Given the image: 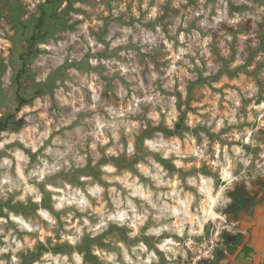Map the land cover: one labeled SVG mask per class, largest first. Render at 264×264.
Instances as JSON below:
<instances>
[{
  "label": "rangeland",
  "instance_id": "rangeland-1",
  "mask_svg": "<svg viewBox=\"0 0 264 264\" xmlns=\"http://www.w3.org/2000/svg\"><path fill=\"white\" fill-rule=\"evenodd\" d=\"M256 179L264 0H0V264H213Z\"/></svg>",
  "mask_w": 264,
  "mask_h": 264
},
{
  "label": "crops",
  "instance_id": "crops-1",
  "mask_svg": "<svg viewBox=\"0 0 264 264\" xmlns=\"http://www.w3.org/2000/svg\"><path fill=\"white\" fill-rule=\"evenodd\" d=\"M238 211L236 234L213 264H264V195Z\"/></svg>",
  "mask_w": 264,
  "mask_h": 264
},
{
  "label": "flooded vegetation",
  "instance_id": "flooded-vegetation-1",
  "mask_svg": "<svg viewBox=\"0 0 264 264\" xmlns=\"http://www.w3.org/2000/svg\"><path fill=\"white\" fill-rule=\"evenodd\" d=\"M254 185L256 186V189L254 188L256 191L249 188L246 189L245 186L241 187L242 192L240 193V195L236 194V188H234V190L232 191V199L230 205L228 206V211L235 214L237 219L239 218L238 211L245 208L248 205L250 199L256 200V198L258 199L260 197L259 195H264V179H256L254 181ZM238 237L239 236L235 233L232 236H226V240L227 238H230V242H232L238 239Z\"/></svg>",
  "mask_w": 264,
  "mask_h": 264
},
{
  "label": "bare ground",
  "instance_id": "bare-ground-1",
  "mask_svg": "<svg viewBox=\"0 0 264 264\" xmlns=\"http://www.w3.org/2000/svg\"><path fill=\"white\" fill-rule=\"evenodd\" d=\"M15 220L17 221V222H23V221H21L20 219H18V218H15Z\"/></svg>",
  "mask_w": 264,
  "mask_h": 264
},
{
  "label": "water",
  "instance_id": "water-1",
  "mask_svg": "<svg viewBox=\"0 0 264 264\" xmlns=\"http://www.w3.org/2000/svg\"><path fill=\"white\" fill-rule=\"evenodd\" d=\"M227 240H231L230 238H227Z\"/></svg>",
  "mask_w": 264,
  "mask_h": 264
}]
</instances>
